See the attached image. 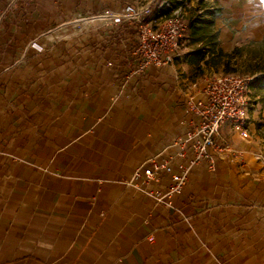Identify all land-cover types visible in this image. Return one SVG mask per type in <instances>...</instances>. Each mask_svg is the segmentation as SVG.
Instances as JSON below:
<instances>
[{"label": "crops", "instance_id": "obj_1", "mask_svg": "<svg viewBox=\"0 0 264 264\" xmlns=\"http://www.w3.org/2000/svg\"><path fill=\"white\" fill-rule=\"evenodd\" d=\"M219 2L224 53L264 44L252 16L264 2ZM86 5L0 0V264H264V86L250 87L249 138L224 124L216 170L198 166L157 204L130 179L190 128L188 97L224 60L191 62L203 45L188 31L173 65L131 75L134 24L113 22L123 6Z\"/></svg>", "mask_w": 264, "mask_h": 264}, {"label": "built area", "instance_id": "obj_2", "mask_svg": "<svg viewBox=\"0 0 264 264\" xmlns=\"http://www.w3.org/2000/svg\"><path fill=\"white\" fill-rule=\"evenodd\" d=\"M161 7H171L172 13L155 26L148 19L153 14L150 9L140 10L131 4L124 5L113 19L118 26L134 24V54L139 62L131 68V75L142 76L150 67L171 66L179 54L180 42L189 31L190 20L168 0L162 1L157 9ZM255 77L240 71L213 73L205 76L200 84H195L200 97H188L192 114L190 128L175 136L161 152L147 158L135 170L130 184L145 190L157 204L169 207L182 193L195 168L205 166L209 171H215L218 160L231 150L228 144L222 145L218 141L222 126L229 123L242 138L250 136L247 129L249 91ZM162 176L170 179L164 189L147 191L135 183L138 179L141 184L148 185L160 181Z\"/></svg>", "mask_w": 264, "mask_h": 264}, {"label": "rangeland", "instance_id": "obj_3", "mask_svg": "<svg viewBox=\"0 0 264 264\" xmlns=\"http://www.w3.org/2000/svg\"><path fill=\"white\" fill-rule=\"evenodd\" d=\"M164 0H75L78 7L81 9V14L86 11L84 10L87 7L86 3L91 6H93L91 9L94 10H103V7L106 6H124L126 4H131L139 8L140 10H146L150 9L152 12L154 9H157L160 3ZM176 0L174 2V8H180V11L187 16L188 18L190 16H193L195 13L199 16H202L205 20H214V29L218 31L220 29V24L224 21H228L230 16L224 15L222 13V7L220 0H209L202 4V6L199 3V0ZM256 2H264V0H255ZM168 2L171 3V0H168ZM214 4V5H213ZM212 5L214 6L213 9H211ZM209 12H215L216 15H210ZM152 14V13H151ZM256 18H263L264 17V9L263 10H255L253 12V15ZM148 18V17H147ZM159 22L156 20L152 21V25L155 26L156 23ZM257 45H252L250 42H246V44L243 45V47L239 48V52H236L233 54V51H231V54H233V58L231 59L230 63L225 64L224 68H227V72H234V71H240V72H261L264 70V45L262 48L257 51L256 47ZM221 67V66H220ZM219 67V71L217 73L223 72L222 68ZM209 75V74H207ZM251 89V88H250ZM250 97V94H249ZM262 98H264V93L261 95ZM249 103H252V100H249Z\"/></svg>", "mask_w": 264, "mask_h": 264}, {"label": "trees", "instance_id": "obj_4", "mask_svg": "<svg viewBox=\"0 0 264 264\" xmlns=\"http://www.w3.org/2000/svg\"><path fill=\"white\" fill-rule=\"evenodd\" d=\"M176 0H171V5L174 6V2ZM209 0H199L200 5L202 6L203 3ZM182 2H184L182 0ZM172 6V7H173ZM174 8V7H173ZM158 15L161 16H169L172 13L171 7H161L158 9ZM210 15H213V12H209ZM216 15V14H214ZM190 20V27H189V36L191 43L194 44H201L199 50H197L192 56L190 57V61H203L206 58V54H211L208 60H205V64L210 63L212 66H217L220 63H224L228 65L231 59L233 58V54L239 52V50L235 49L233 54L224 53L219 47V33L217 30L214 29V20H205L202 16L197 15L196 13L193 16L189 17ZM264 44L259 43L257 51L262 48ZM204 46H208L207 49ZM200 69V68H199ZM227 71L228 69L225 68ZM264 71V70H263ZM256 81H260V84L264 86V74H261L259 77L255 78Z\"/></svg>", "mask_w": 264, "mask_h": 264}]
</instances>
